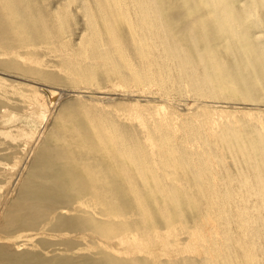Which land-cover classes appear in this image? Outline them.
<instances>
[{
	"label": "rangeland",
	"instance_id": "rangeland-1",
	"mask_svg": "<svg viewBox=\"0 0 264 264\" xmlns=\"http://www.w3.org/2000/svg\"><path fill=\"white\" fill-rule=\"evenodd\" d=\"M11 1L13 3H16L18 6H23L24 4H28L30 2L31 6L34 7L36 11L37 17H40L42 21L48 24L47 26L49 30H51V34L49 35V37L51 39V42L53 41V46H51H55L57 50L47 45L45 42H39L42 44H38L34 55L30 51V49H28L30 53L27 52L26 48L16 42L14 36L8 34L7 27L9 22L7 20L6 11L2 3H0V50L4 53L2 55V52L0 51V264L193 263L195 261L194 259L198 257V254L192 246V242L188 240L186 236V230H188L187 228L191 226V214H189L191 212L188 210V205L186 204V202H183L184 200H182L181 195L183 189H186L189 190L190 193L193 192L192 195H194V197H197L198 191L206 190L209 185L208 183H206V180H203L198 183L199 185H196L197 182H195V179L192 178L193 176H191V173L186 168L187 166L183 165L182 167L180 164H177L179 165L180 169H184L185 167L186 170L183 171V169H181V172V170H178V166L175 168L176 164H174V167L166 165L168 162L172 164V162H175L176 160L173 157H169L166 155L161 157V160V158L158 157L156 152H154L153 148L151 147L152 144L145 139H143L144 141H142L141 145L143 148L145 146L144 149L147 152H134L135 155L130 153H126V155H124V153H116L112 154L114 155V157H111L107 153H94L98 150H94L93 147L91 148L87 146L89 152H92V154H89V156L97 157L99 160H101L102 165L106 166L105 168H102V166L97 164L95 171L99 173L97 177H101L102 179H107V175H109V178H111L110 176L113 175V177H115L114 179L117 183L115 187V193L117 195L114 194V196L115 201L118 204L117 206L120 209L119 212L122 214L118 216V218L116 219L118 221H116V223H118L117 231L122 228L121 230H119L121 234L117 232L116 229L114 230L112 228L113 225L111 227H108L109 223L107 224V222L109 220L104 218L106 217L105 215L103 216V214H99L98 217H96V214V218H90L94 215L87 214V212L90 213V209L87 206L88 204L86 205L85 203H81L82 207L80 206V209H77V211H67V215H65V212H63V214L61 215L62 212L60 213L59 211L58 213L55 211H53L51 214L47 213V210L45 211V203L37 200L34 204L38 206L36 207L33 205L35 208L33 207L32 209L39 210L40 208H43V211L42 213H40V209L38 214H34L35 216L33 218L27 214L28 211L31 210L29 208L30 203H27V201L24 202L22 196L25 193V190H30L31 193L34 192L33 195L36 198L50 194L53 196H58V192L55 189L53 190V185L51 184L55 179L45 176V174L53 171V168H51L52 166H48V168L42 167V169L38 168V166H35L39 153H41L44 150L43 148L46 146V144L49 143V135L56 128L58 129V125H56L58 119L61 118V120H65L66 117L70 115L71 117H74L76 119L75 122L77 124L79 123V126H83V128L89 127L88 124V126H86V123H89V121H92L97 124V126H100L103 120L105 121L106 119L105 122L112 120L114 126H116L117 123L116 128L118 130H124V128H126L127 131H130L133 135V131L134 134L135 132H141L140 118L143 114L150 117L152 113L159 114L161 112L167 111L165 110L166 108L172 111L174 109L178 114L181 115L185 114V112H182L177 105L174 106V104L171 103L166 104L162 100H154V102L151 104V108H148L143 103L137 101L139 100V98L137 97L138 93L136 91V85L133 79L128 75L129 73L125 66V60H127L126 58H129V62H133L135 65L144 61V59H142L139 55V51L137 49L138 44L135 40L139 31L143 32L144 30L147 31L148 29H151L150 35H152L153 39L150 40V43L147 46V55L149 53V59L155 60H152L153 63L151 64V66L156 62L160 65L162 63L164 64H162L163 67L160 66L161 73L155 71L156 79H163L162 75L165 78L170 77V79L175 80V82H179L181 80L187 81L188 79L194 78V82H197L198 84V81H200L201 79L200 85L203 84L207 87L206 89L205 86L201 85L203 87L200 93L201 95H199L201 99L204 98L202 100L206 105L204 106V104L201 103L200 106L191 108V112H193L195 119L197 118L198 120H202L201 117L203 116L202 121L209 126L212 124V127L220 128L221 125L225 130H227L229 127L230 130L226 131V143L228 144L230 142V145L225 144V148L226 146L227 148L237 147V136H241L240 138L247 139L249 135L251 136V134H255L258 129L260 130V133L262 132V134H264V76H261L264 74L258 75L254 72L250 61H247L248 55L244 50L245 46H252L254 44L257 46V49L259 51H262L264 53V47H262L261 45L262 42L257 40L255 41V38H248V40L238 38L235 34L236 28H230L227 21H224L222 17H215L213 14H209L205 9H203L205 11L202 10V12L200 11V9L192 11H186L183 9H167L162 11L158 10L159 12H156V10L150 14L149 17L151 20L149 19V23L148 21H142V23L140 21V24L137 23L138 17L135 18L136 14L132 13L133 10H128L130 14L123 16L120 15V13H116L112 16L111 20L112 26L117 30V33L120 34L122 41L124 42V52L126 53L127 57H124L123 55L121 56L119 52H115L116 54L114 58L116 65L121 68L122 75L124 76H118L119 78H117V75H113V72L110 70H108L109 72L107 71V73H104V71L97 66L91 68V65L83 63V58L81 56L80 58H76L75 56L77 65L80 64L79 68L81 69V67L83 68V66H85L84 69H86L80 70L82 71V73H80L83 76L81 79H78L76 78V76H72L75 73L68 75L69 71H66V66L74 64H68V62L65 63L64 58H67L66 55L70 50H72V52H78L80 48H77L75 44H77V42L79 41L78 39H80V35L89 28L87 24V17L81 9L83 2L86 1L92 5L94 15L96 16V20L98 21L101 31H105V25L103 24V21L101 19L103 15L95 7L96 0ZM197 11H199L200 13ZM173 13L177 14V18L174 17ZM255 18H257L258 20H252L248 22L242 33H244L245 35H250V37H255V34L257 32H264V14L257 15L255 16ZM221 21L225 22V24ZM221 23L224 24L223 27ZM58 32L59 34H57ZM104 34V38H107L106 33ZM54 35L56 37L53 39ZM57 39H60V41H58ZM159 41L161 42V44ZM207 43L209 44L208 46H210L208 48V51L211 50V54H214L210 57H206L209 59L210 65H220L218 68H220L221 70L216 71V74L214 69L211 70V73L210 71H208V69L207 71H204V63L200 62L198 59H194L197 55L195 54L196 49L204 50ZM58 49L62 51H59ZM24 51L26 54L24 53ZM207 54H209V52ZM250 54V58L254 59L253 56L255 53L251 52ZM35 56L42 58L36 59ZM221 67H225L227 69H225L224 71V69L222 70ZM229 68L232 69L233 76L235 77L234 83H236V85L233 87V89H231L228 85H222V82L220 83L218 81V77L220 78L221 76L220 74L229 72ZM70 69L71 66L69 70ZM90 70L93 72L92 74ZM204 73L207 75H205ZM210 74H212V77L210 76ZM86 75L87 78L85 79L84 76ZM74 77L76 78L75 80ZM243 79H247L248 82H250V84L252 85V91H246V89L241 86V80ZM222 87H224V89ZM94 92H101L102 94L98 96L95 94L94 96ZM191 93L197 96L196 93ZM205 97L211 100L209 101ZM205 100L207 101V103H209L207 104ZM253 101H256L255 103H258L259 105H263V107H256L257 110L255 108L254 110L253 108H244V104H248V102L252 103ZM217 102L231 103L232 108H228V110L216 108V104H219ZM202 109H204L205 111ZM217 111L218 113H216ZM224 111H226V113ZM211 112H214V114L212 113L213 119L211 118ZM220 112L224 113L225 115L220 114ZM195 113L198 115H195ZM214 116L217 118H215ZM220 116H224L225 120L222 117L220 118ZM216 119L219 120L218 123L220 125H217L215 123L217 122ZM222 119L225 126L221 122ZM226 126L227 128H225ZM258 126L259 128H257ZM231 128L234 129V131ZM244 131L246 132L244 133ZM39 134L41 136H39ZM231 134H233V137ZM210 135L211 133H208L210 143L213 140L211 144L215 145V147L218 146L219 148H222L224 143H220L218 138ZM235 139L236 141H234ZM218 142L221 145H219ZM54 144L57 145L59 143L54 142ZM130 144L134 145L133 143ZM30 152L31 155L27 159V156ZM147 153L150 155L148 156ZM131 155H133L134 159H132ZM125 156L127 157L125 158ZM154 156L157 157L155 158ZM150 157L153 159H151ZM164 157L166 161H168L169 159L170 160L166 163ZM166 157H168L169 159ZM158 158L159 161L157 162ZM171 159H173V161ZM133 160H135V162ZM144 160L145 162H143ZM136 161H138L137 163L139 165L136 163ZM226 161L227 169L222 174H228L231 177H236L237 172L234 171L236 167L234 166L230 158H227ZM146 162L150 163L147 164ZM135 163L137 165H134ZM152 163H154V166ZM145 165H147V167ZM164 165L167 169L164 167ZM150 167L153 168V170H150ZM159 167L160 170L162 169L161 171L159 170ZM173 168L175 170L173 171L175 172V175H170L169 171L173 170ZM165 170L166 172H164ZM158 171L161 174L162 172H164V174L161 175L160 173H158ZM179 171L183 174H181ZM31 172L33 174L37 172V175H35L36 177L30 176L32 174ZM93 172L94 169L92 168H82L80 173L82 174L83 178L88 179L92 177ZM176 173L178 175V179H176L175 177ZM154 174L156 176L157 174H159L157 176L158 178ZM187 174L189 175L187 176ZM104 175L106 176V178ZM185 175L186 177H184ZM42 176L43 178L41 179ZM144 179L146 182H150V184L148 183L147 185L146 183H143L145 182ZM162 179H164L162 181L163 183L160 181ZM30 180H33L32 182H35L34 184L39 185H32L35 187L27 186L26 182H29ZM189 180L191 183L189 182ZM172 181H175L176 184L171 183ZM186 182H188V184ZM202 182H205V187L203 186ZM222 182V178L219 179L218 177H216L214 183L211 185H213L214 188H217L218 190V188H222V186L224 185ZM151 183H153L154 185ZM164 183L166 184V186L163 185ZM98 185H102L103 190H107L108 182L106 181L105 185L104 183H100ZM117 186H119L120 188H117ZM197 186H200V189H198L199 187ZM9 188L10 190H12L10 191ZM166 188L168 190H175L176 192L179 190L177 195L180 198L178 202L180 203V205L181 203L183 204L181 205V209L184 213V209L182 207L184 206L185 208L186 206V209L189 211V213H187L188 211H186L185 209V216L187 220H183L174 212V215H172L173 217L171 218L172 221H164L166 225L162 221L163 217L156 207L166 206L167 204L171 205V202L167 199L165 194V191L167 190ZM68 189L71 191L72 187H68ZM119 190L120 192H118ZM134 191L140 193L143 198L145 197V199L148 198V195H152L150 200V197L148 198V200H146V203L150 202L149 206H155V209L150 208L151 218L148 220V224L147 221H145V224H143V228L140 229L143 233L148 235L152 243L151 246L145 245L144 243L137 240L138 235H136V233L134 232L135 230H131L130 228L128 229L127 226H123L124 220L126 219L125 213L128 215L130 213L129 210L133 209L132 205H134V198L132 197ZM156 196L161 202L156 198ZM120 202L122 203V205ZM42 204L45 206H40ZM124 205H126L127 208H125ZM39 206L40 208H38ZM128 206H130L131 208H128ZM26 207L29 208L28 211L26 210ZM19 210L21 211L19 212ZM23 210L24 212H26L25 215ZM154 212L156 215L154 214ZM157 212L160 214H158ZM81 213H83V215ZM41 214L43 215V217ZM85 214H87V216H85ZM28 217L30 219H28ZM156 217L157 219H155ZM95 219L98 220L99 224L103 223V225H98V222L95 221ZM102 220L105 221L106 224L102 222ZM94 223L95 225L97 223V228ZM175 223L178 227L176 225H172ZM168 224L170 227L168 226ZM180 225L183 226L181 227ZM160 227H164L163 229H166H162V231ZM176 227L178 229H175ZM102 228L111 231L106 235L105 233L108 231ZM168 228H170L171 231L168 230ZM97 230L102 234H99ZM103 230L105 233L103 232ZM166 231H168L167 235L166 233H164ZM116 232L117 234H115ZM154 232H156V235ZM172 232L173 234H176V237L179 238H177V241L173 238ZM111 233L114 234V236L112 234L114 239L112 238ZM118 234L119 236H117ZM115 235L119 240L116 239L117 237H115ZM120 235L123 236L120 237ZM124 236L126 239L123 238ZM135 240L136 242H132ZM171 258L174 260H172ZM169 259L171 261H169Z\"/></svg>",
	"mask_w": 264,
	"mask_h": 264
},
{
	"label": "bare ground",
	"instance_id": "bare-ground-1",
	"mask_svg": "<svg viewBox=\"0 0 264 264\" xmlns=\"http://www.w3.org/2000/svg\"><path fill=\"white\" fill-rule=\"evenodd\" d=\"M0 1H1L0 3H2V5L6 11L7 20L9 22L8 27H7L8 34L9 35L11 34L12 36H14L16 42L19 45L26 48L27 52H29L28 49H30V51L34 55V52H35L38 44H42L43 42H45L49 46L52 45L53 41L51 42V39L49 37V35L51 34V30H49V28L47 26L48 24L46 22L42 21V19H40V17H37L36 11H35L34 7L31 6L30 2L28 4L27 3L24 4L23 6H21V5L18 6L16 3H13L11 0H0ZM29 6H31V7H29ZM95 7L103 15L101 17V19L103 21V24L105 25V27H104L105 31H101L100 26L98 24V21L96 20V16L94 15L92 5L86 1L83 2L81 9L85 13V16L87 17V24H88L89 28H88V30L83 32V34L80 35V39H78L79 41L77 42V44H75L77 46V48H80L78 50V52H72V50H70L69 53L66 55L67 58L66 59L64 58L65 61L63 60L65 63L68 62V64H74V65H68V66L64 65V66H66V68H67L66 71L67 72L69 71L68 75L75 73L72 76H76V78H78V79L82 78L83 75L81 74L82 71H80V70L84 69L85 66H83V68L81 67V69H80L79 68L80 64L77 65L75 56H76V58L77 57L80 58V56H81L83 58L82 59L83 63L91 65V68L97 66L101 70H103L104 73L105 72L107 73V71L110 70L113 72V75H117V78H119L118 76H124V75H122L121 68L116 65V62L114 59L115 54H116L115 52H119L121 54V56L123 55L124 57H127L126 53L124 52V50H125L124 42L122 41L120 34H118L117 30L112 26L111 20H112V16L116 13H120V15H123V16L130 14L128 10H133L132 13L136 14L135 18L138 17L137 23H139L140 21H141V23H142V21H148V23H149V21L151 20L149 17L150 14L156 10H157L156 12H159V11L167 10V9H170V10L183 9L186 11L187 10L192 11V10L200 9V11L202 12V10L205 9V10H207V12L209 14H213L215 17H217V16L222 17L224 19V21H227L230 28H236L235 34L237 35L238 38L247 39V40H248V38L249 39L255 38V41L256 40L261 41L262 42L261 45H262V47H264V39H263L264 32L263 31H261L260 33L257 32L255 34V37H250V35H245L244 33H242L244 28L247 26L248 22H250L252 20L257 21L258 19L255 18V16L264 14V0H96L95 1ZM205 10H203V11H205ZM197 12H199V11H197ZM175 14H174V17L177 18V14L176 15ZM127 18H128V16H127ZM221 22H223V21H221ZM223 23L225 24V22H223ZM224 24L221 23L222 27L224 26ZM150 30L151 29H148L147 31L144 30L143 32L139 31L137 37L135 38V40L137 41L136 43L138 44L137 49L139 51V55L141 56L142 59H144V61H142L139 64L136 63L137 65H135L133 62H129V58H126L127 60H125L126 61L125 66H126L128 73H129L128 75L133 79V81L135 82V85H136V91L138 93L137 97L139 98V100H137V101L140 103H143L146 107L151 108L152 107L151 104L154 102V100H157V99L162 100L166 104L171 103V104H174V106L177 105L178 108L182 112H185V114H183V115L178 114L173 108H172L173 111L166 108L165 110H167V111L164 110L165 112H161V113L158 112L159 114L152 113L150 115V117L143 114V115H141V118H140V120H141L140 121L141 122V127H140L141 132H135V134H134V131H133V135L130 131H127L126 128H124V130H118L116 128L117 123L115 122L116 126H114L112 120H110V119H108L110 121H107V122H105L106 119H105V121L103 120V122L100 126H97V124H95L94 122L89 121V123L88 122L86 123V126L89 125V127L85 126L86 128H83V126L80 127L79 123L77 124L75 122L76 119L74 117H71L70 115H68V117H66L65 120H61V118L58 119V121L56 122L57 123L56 125H58L57 126L58 129L56 128L49 135V137H48L49 143L46 144V146L43 148L44 150L41 153H39V155L37 157L36 164H35V166H38V168H41V169H42V167L48 168V166H50V167L52 166L51 168H53L52 169L53 171L45 174V176L55 179V180H53V183H51V184L53 185V190L55 189L58 192V196H53L50 194V195L40 196V197L36 198L33 195L34 192L31 193L30 190L29 191L25 190L24 191L25 193L23 192L24 194L22 196V199L24 200V202L27 201V203L28 202L30 203L29 204L30 207L28 205L27 206L32 210L31 211V210H29L28 207H26L27 208L26 210L27 211L29 210L27 214L34 218V216H35L34 214L35 213L38 214L40 209H41L40 213H42L43 208H40V206L46 205L45 211L47 210V213L51 214L53 211L58 213V211H59L60 213L62 212L61 215L63 214V212H65V215H67L66 214L67 211H72V210L77 211V209H80L81 203H85L86 205L88 204L87 206L90 209L89 210L90 213L87 212V214L94 215L90 218H96V217H98L99 214H103V216L104 215L106 216L104 218L109 220L107 222V224L109 223L108 224L109 226L108 225L107 226L111 227L113 225L112 228L114 230L116 229V231H117L118 223H116V221H118V220H116V219L118 218V216H120L122 214L119 212L120 209L117 206L118 204L116 203L115 196H114V194H116L115 193V187L117 185V183L114 179L115 177H113L114 175L110 176L111 178H109L108 177L109 175H107V179H102L101 177H99V178L97 177L99 175V173L95 172L97 164L102 166V168L103 167L105 168L106 166L102 165L101 160H99L97 157L89 156V154H92V152H89V150L87 149V146L91 147V148L93 147L94 150H98V151H95L94 153H107L111 157H114V155H112V154H116V153H124V155H126V153H128V154L130 153V154L135 155L134 152H141V153H144V151L147 152L144 149L145 148L144 143H143L144 148L141 145L142 141H144L143 139H145L146 141H148L152 144L151 147L153 148L154 152H156L158 157L161 158L164 155H166L169 157H173L176 160L174 162L173 159H171L174 162V163L172 162V164H171L170 162H168L170 159L168 157H166L169 159L168 161H166V159L164 157L166 163L168 162L166 165H170V166L174 167L175 166L174 164H176L175 168L177 166H178L177 168H179V165H177V164H180L182 167H183V165L187 166L186 168L191 173V176H193L192 178H194L195 182H197V184L195 183L196 185H199L198 183H200L203 180H206V183H208V185H209L206 190L198 191L197 197H194V195H192L193 192L190 193L189 190L183 189L181 198H182V200H184L183 202H186V204L188 205L187 206L188 210L191 213H189V211L186 209V206H185V208H184V206L182 207L184 209V213H183V211L181 209V205H183V204L181 203V205H180V203L178 202L180 199L179 196L177 195L179 190L176 192L175 190H172V189L168 190L166 188L167 190L165 191V194H166L167 199L171 202V205L167 204L166 206L156 207V208H158L159 212L161 213V215L163 217V219H162L163 222L164 221H169V222L172 221L171 218L173 217L172 215H174L173 214L174 212L179 217H181L183 220H187L186 216H185L186 211H188L187 213L191 214L190 215L191 216V218H190L191 219V222H190L191 226L187 228L188 230H186V236H187V239L192 242L191 244L198 254V257L194 259L195 260L194 262L193 261L192 262L194 264H264V134H262V132L260 133V130L258 129L259 133H258V131H256V133L254 132L255 134H253V135L251 134V136L249 135L247 139H243V138H240L241 136L240 137L237 136V140H238V143L236 145L237 147L227 148V146H226V148H225L224 147L225 144L230 145V142L228 144L226 143L227 142L226 131L230 130L229 127L227 130H225L224 127L218 123L219 120H217V119H216L217 122H215V123L217 125L219 124L221 129L216 128V127H212L211 123H210L211 125L209 126L202 121L203 120L202 115H201L202 120H198L197 118H196L197 119L196 120L194 115H193V112H191V108L198 107V106H200L201 103L204 104V106L206 105L205 103H203L204 101L202 100L204 98L201 99V97H199V95H201L200 93H201L202 87L205 86L203 84H201L203 86L200 85L201 79H200V81H198L199 84L197 82L196 83L194 82V80H193L194 78L188 79L187 81L181 80L179 82H175V80H171L170 77L165 78L162 75L163 79H161V80L156 79V76H155L156 72H160V66L163 67L164 64L162 63L163 65L162 64L160 65L159 63L156 62L155 64H153L151 66V64L155 60L152 59L153 60L152 61L149 59L150 58L149 53L147 55V52H148L147 46L149 45L150 40L153 39L152 35H150L151 34ZM59 32L57 34H59ZM103 32L106 33L107 38H104L105 34ZM135 32H137V31H135ZM51 37H52V35H51ZM55 37L56 36L54 35L53 39ZM208 38H210V37H208ZM57 40L60 41V39H57ZM207 40H209V39H207ZM39 42H42V43H39ZM55 43H57V42H55ZM160 44H161V42H160ZM58 45H59V43H58ZM151 45H153V44H151ZM208 45L209 44L207 43L204 50L196 49L195 54H197V55L195 56L194 59H198L200 62L204 63V66H203L204 71H207V69H208V71H210V73H211V70L214 69L215 74H216V71L221 70L220 68H218L220 65L219 64L218 65H210L209 59L206 57H210L211 55H214V54H211V50L208 51V48L210 47ZM52 48H55V46ZM55 50H57V48H55ZM58 50L62 51L60 49H58ZM244 50H245L246 54L248 55L247 61H250V64L253 67L254 72L258 75L264 74V59H263L264 53L262 51H259L257 49V46L254 44L252 46H249V45L245 46ZM25 51H24V53H25ZM212 51H213V49H212ZM208 52H209V54H207ZM251 52L255 53L253 56L254 59L250 58ZM3 54L4 53L2 52V55ZM37 58H42V57H36V59ZM189 58H192V57H189ZM70 66H71V69L69 70ZM223 69L225 71V69H227V68L223 67L222 70ZM84 70H86V69H84ZM91 70H90V72L92 74L93 72ZM232 72H233L232 69L229 68V72L220 74L221 75L220 78L218 77L219 80L217 79L220 83L222 82V85L223 84H224V86L228 85L231 89H233V87L236 85V83H234L235 77L233 76ZM83 73H84V71H83ZM205 75H207V74H205ZM211 75L212 74H210V76ZM93 76H94V74H93ZM261 76H264V75H261ZM84 77L86 79L87 75ZM76 78L74 77V80ZM202 78H204V77H202ZM85 79H83V80H85ZM205 80H207V79H205ZM205 82H207V81H205ZM241 82H242L241 86L244 89H246V91L247 90L252 91V89H251L252 85L250 84V82H248L247 79H243V80H241ZM122 83H124V82H122ZM217 88H219V87H217ZM222 88L224 89V87H222ZM206 89H207V87H206ZM213 89H214V87H213ZM88 90H90V89H88ZM219 90H221V89H219ZM191 92L196 93L197 96L195 94H192ZM208 93H209V91H208ZM95 94L98 96V95H101L102 93L101 92H94L93 95L95 96ZM209 95H210V93H209ZM223 95H224V92H223ZM207 100L210 101L211 99H207ZM205 102L207 103L206 100H205ZM255 102L256 101H253L252 103L248 102V104H244L245 105L244 108H246V109L247 108H253V110H254V108L256 109V107H263V105H259L258 103H255ZM164 103H162V104H164ZM217 103H219V104L218 105L216 104V106H215L216 108H220L222 110L223 109L228 110V108H232L231 103H228V102H217ZM246 106H248V107H246ZM164 108H165V106H164ZM200 110H201V108H200ZM202 110H204V109H202ZM224 112L226 113V111H224ZM212 113L214 114V112H211V118L213 119ZM216 113H218V111ZM220 114H224V113L220 112ZM195 115H198V114L195 113ZM101 117H102V115H101ZM204 117H205V115H204ZM221 117L224 119V116H220V118ZM215 118H217V117H215ZM215 118H214V120H215ZM223 119L221 121L222 123H223ZM205 122H207V121H205ZM210 122H211V120H210ZM255 124H256V122H255ZM230 125H232V124H230ZM224 126H225V124H224ZM225 128H227V126ZM257 128H259V126ZM232 130L234 131V129H232ZM254 130H255V128H254ZM245 132L246 131H244V133ZM208 133H211L210 136L218 138L220 143H224L223 147L220 146L222 148H219L218 146L215 147V145L211 144L213 142V140L210 143V140L208 138ZM233 134H231L232 137H233ZM39 136H41V135L39 134ZM234 138H235V136H234ZM36 139H37V137H36ZM37 141H36V143H37ZM234 141H236V139ZM54 142L59 143V144L56 145V144H54ZM231 142H233V141H231ZM130 143H133L134 145H132ZM220 143H219V145H221ZM231 144H233V143H231ZM32 149H33V147H32ZM30 155H31V152L28 154L27 159ZM133 155H131L132 159H134ZM147 155L149 156L150 154L147 153ZM131 156H128V157H131ZM126 157L127 156H125V158ZM144 157H145V155H144ZM227 158H230L232 163L236 167L234 170L235 172L238 173V174L236 173V175H237L236 177H231L228 174H226L227 176L222 174L227 169V167H226L227 166V161H226ZM54 159H56V160H54ZM151 159H153V158H151ZM161 160H162V158H161ZM133 161L135 162V160H133ZM158 161H159V158L157 159V162ZM137 162L138 161H136V163ZM143 162H145V160ZM151 162H153V161H151ZM136 163L134 165L138 164V163L137 164ZM148 163H150V162H148ZM152 164L154 166V163H152ZM145 166L147 167V165H145ZM164 167L166 168L165 165H164ZM82 168L94 169V172L92 173V177L88 178V179L83 178L82 174L80 173ZM151 169L153 170V168L150 167V170ZM181 169H183V168H181ZM181 169L179 168L178 170H181ZM159 170H160V167H159ZM184 170H186L185 167H184L183 171ZM155 171H153V172H155ZM173 171H175L174 168H173V170L169 171L170 175L171 174L175 175L174 174L175 172H173ZM164 172H166V170ZM164 172H162V174H164ZM181 172H182V170H181ZM189 172H187V173H189ZM35 173L34 174L32 173L33 175L31 174L30 176L34 177L35 175H37V172H35ZM158 173H160V172L158 171ZM40 174H39V177H40ZM181 174H183V173H181ZM158 175L159 174H157V176ZM188 175L189 174H187V176ZM177 176L178 175L176 173V176H175L176 179H178ZM184 177H186V175ZM216 177H218L219 179L222 178V181H223L222 183L224 184L223 185L224 187L222 186V188H218V190H217V188L215 189L213 185H211L214 183ZM42 178H43V176L41 177V179ZM105 178H106V176H105ZM162 178H163V176H162ZM165 178H166V176H165ZM17 180H18V178H17ZM102 180L103 181L105 180V181L103 182ZM163 180L164 179H162L160 181L162 182ZM32 181L33 180L26 182L27 186L39 185V184H34L35 182H32ZM106 181L108 182V187H107V190H103V188H102L103 186L98 185V184L104 183V185H105ZM144 181H145V179H144ZM217 181H219V180H217ZM189 182H190V180H189ZM143 183H146L147 185H148V183L150 184V182H146V181ZM171 183H175V181H172ZM186 183L188 184V182H186ZM202 183L204 186L205 182H202ZM146 184H144V185H146ZM151 184H153V183H151ZM219 184H220V182H219ZM14 185H15V183H14ZM163 185L166 186L165 183ZM186 186H188V185H186ZM32 187H35V186H32ZM68 187H72L71 191L68 189ZM118 187L119 186H117V188ZM197 187H199L198 189H200V186H197ZM40 188H42V187H40ZM145 188H147V187H145ZM37 189H38V187H37ZM152 189H153V187H152ZM176 189H177V187H176ZM9 190H10V188H9ZM118 192H120V190ZM123 194H125V193H123ZM151 196L148 195V198L150 197L149 200L151 199ZM132 198H134V203H133L134 205H132L133 209L129 210L130 213L128 215L125 213L126 219L124 220L123 226H125V227L127 226L128 229L130 228L131 230H135L134 232L136 233V235H138L137 240L144 243L145 245L151 246L152 243H151L148 235L143 233L142 230H140V229L143 228V224H145V221H147V224H148V220L151 218L150 208L155 209V206L154 207H152L151 205L149 206L150 202L146 203V200H148V198L147 199H145V197L143 198V196L140 193H138L137 191L136 192L134 191ZM156 198L158 199L157 196H156ZM37 200L38 201L40 200L41 202L45 203V205H43V204L40 205L38 207V208H40L39 210L32 209L34 206H36V207L38 206V205L34 204ZM125 200H126V198H125ZM162 202H163V200H162ZM37 203H39V202H37ZM121 205H122V203H121ZM124 207L127 208L126 205H124ZM129 207L130 206H128V208ZM81 209H83V208H81ZM185 209H186V211H185ZM20 211L21 210H19V212ZM48 211H50V212H48ZM86 211H87V209H86ZM86 211H84V212H86ZM23 212H24V210H23ZM81 212H82V210H81ZM25 213L26 212H24V215H25ZM160 213H158V214H160ZM81 214L83 215V213H81ZM87 214H85V216H87ZM96 214H97V216H96ZM114 214H115V216H114ZM154 214H155V212H154ZM41 215H40V217H41ZM152 216H153V214H152ZM42 217H43V215H42ZM37 218H38V216H37ZM88 218H89V216H88ZM28 219H30V218L28 217ZM155 219H157V217ZM103 220H102V222H104L106 224V222ZM95 221L98 222V220H96V219H95ZM156 221H158V220H156ZM159 222H158V224H159ZM177 223H179V222H177ZM164 224H165V222H164ZM94 225H95V223H94ZM96 225H97V223H96ZM98 225H103V223L99 224V222H98ZM172 225L177 226L176 223L172 224ZM168 226H169V224H168ZM177 227L175 229H178ZM96 228H97V226H96ZM160 228L162 230L164 227L163 228L160 227ZM173 228H174V226H173ZM102 229H105V228H102ZM102 229H100V230H102ZM121 229L122 228H120L119 230H121ZM165 229H163V230H165ZM105 230H107V229H105ZM119 230L117 232L120 233ZM168 230H170V228H168ZM107 231L108 232L105 233L103 230V232L106 235H107V233H110L111 230H107ZM117 232L115 234H117ZM167 232L168 231H166L164 233H166V235H167ZM98 233H99V231H98ZM131 233H132V231H131ZM154 233L156 235V232H154ZM180 233H182V232H180ZM99 234H102V233L100 232ZM112 234L113 233H111V236H112ZM151 234H152V231H151ZM123 235H125V234H123ZM123 235H120V237H122ZM155 235H153V236H155ZM172 235H173V238L176 239V241L179 239L178 237H176V234H173V232H172ZM113 236H114V234H113ZM113 236H112V238H113ZM117 236H119V234ZM117 236L115 235V237H117ZM103 237H102V240H103ZM123 238H125V236ZM116 239H118V237ZM179 241H181V240H179ZM132 242H136V240L132 241ZM149 248H151V247H149ZM172 260H174V259H172ZM169 261H171V260L169 259ZM193 263H189V264H193ZM183 264H184V262H183Z\"/></svg>",
	"mask_w": 264,
	"mask_h": 264
}]
</instances>
